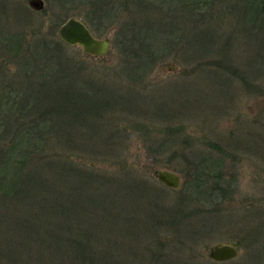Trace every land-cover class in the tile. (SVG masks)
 I'll return each mask as SVG.
<instances>
[{
	"label": "rangeland",
	"instance_id": "374dc122",
	"mask_svg": "<svg viewBox=\"0 0 264 264\" xmlns=\"http://www.w3.org/2000/svg\"><path fill=\"white\" fill-rule=\"evenodd\" d=\"M216 1L210 2H215L213 11L228 4L221 24L220 13L200 22L195 17L189 22L190 33L171 36L174 44L169 48L159 35L160 55L138 78L127 72L128 63L141 60V51L135 43L129 51L120 48L115 32L138 11L137 5L158 20L167 17L179 24L184 0H112L117 9L106 14L99 29L84 20L89 0L64 5L44 0L42 10L31 9L27 0H0V89H36V84L25 86V75L34 76L31 51L52 65L53 57L63 54L65 92L50 95L53 84L35 92L41 105L56 111L74 108L73 116L84 117L54 121L72 139L69 150L56 147L71 161L85 159L81 165L95 174L109 168L119 178L110 176L116 186L110 192L118 191L119 197L123 165H131L130 173L147 186V197L152 198L145 203L134 198L133 206L125 198L122 212H113L119 197L109 198V203L108 198L100 203L98 198L72 200L63 170L57 164L45 167L53 178L55 198H69L76 210L66 223L68 229L59 232L75 257L58 255L57 264H264V46L247 43L246 36L254 35L251 25L243 24L247 0ZM69 17L81 19L96 37L108 38V51L89 56L62 41L57 31ZM219 25V31L231 36L216 30ZM233 28L234 36L228 32ZM49 73L42 66L33 80H49ZM17 114L21 121L29 118L26 111H16L6 121ZM80 142L92 147L82 153ZM158 170L178 174L180 186L158 182ZM42 171L37 167L34 176H47ZM26 201L34 212L40 207L39 198L30 195ZM87 236L89 242L84 241ZM108 238L115 239L117 249ZM219 243L234 244L238 256L211 260L209 248Z\"/></svg>",
	"mask_w": 264,
	"mask_h": 264
},
{
	"label": "trees",
	"instance_id": "16d2710c",
	"mask_svg": "<svg viewBox=\"0 0 264 264\" xmlns=\"http://www.w3.org/2000/svg\"><path fill=\"white\" fill-rule=\"evenodd\" d=\"M53 1H58L64 5L66 2L76 0ZM78 1L84 2L87 0ZM224 1L229 2V0H217L216 2L222 3ZM89 2L84 20L90 28L95 26L99 29L106 14L108 16L117 9L112 0H89ZM210 2L211 0H184V9L179 15L181 18L179 24L167 20V17H164L166 21L163 20L164 18L158 20L150 15L148 11H144L145 7L137 5L138 11L127 18V21L122 23L119 30L117 29L115 32L118 34L117 44L120 48L129 51L131 50V44L135 43V48L141 51L139 53L143 55L140 61L128 63L130 69L127 73L139 78L147 72V69L144 68L151 59H157L160 55L159 50L163 47L160 46L158 49V46H156L159 35L163 37L169 48L174 44V38L172 40L171 36H176V34L182 36L190 33L189 22L195 17L200 22L202 19H213L214 12L216 14L220 13V15L223 14L219 17L221 24L224 15H226L224 8L228 4L225 3L221 8L213 11L212 5L215 2ZM247 2V8H244L243 14L244 21L248 24H245V22L243 24L248 28L251 25L250 28L254 31V35L246 36L247 43L258 42V45L263 47L264 0H247ZM238 6V4H235V8ZM219 27L220 25L216 30L219 31ZM219 32L222 35L231 36V34H224V29ZM228 32H233V36L237 34L234 28ZM219 38L218 33L216 41ZM177 43L176 41L175 44ZM197 46L198 44L194 48L197 49ZM31 53L34 76L38 68L44 66L49 68V80L45 79L43 81L42 77H36L33 80L34 76L31 77L32 73L29 72L25 75L28 80L25 86L31 83L36 84L37 90L31 87H26L27 89L18 88L15 93L11 91L13 89L12 85L0 89V264H57L55 257L58 255L59 259L66 258L69 253V259L75 257L72 253L73 247L69 245L66 238L59 235L60 229H68L66 223L72 218L71 213L75 209L73 205H69V198H55L54 185L52 188L53 178L45 167L57 164L59 170H63L64 174L67 175L69 189H71L67 196L72 200L73 198H79V201L81 198H98L101 199L100 203L108 198L107 202L109 203V198L119 197L118 191L110 192L111 187H116L111 181V177H115L116 181L119 178L114 173L109 172V168L102 167V171L95 174L81 165L85 159L79 158L71 161L61 152V150L70 149L68 145L72 143V139L67 137L66 130L55 126L54 121L61 120L64 123V121L81 119L84 115L73 116L76 111L74 108H70L68 111H56L50 106L41 105L38 101L40 98H37L38 93L35 91L44 90L52 84L53 92L51 91L50 95H54V92H65V89L61 87L68 80V73L65 70L67 63L62 60L63 54H57L58 56L53 57L52 65L50 61L48 63L44 61L43 63L47 64H43L42 59L38 58L36 53L32 51ZM142 61L145 63L143 64ZM29 69H32L31 64ZM6 91H10L9 95ZM32 93L35 97L31 96ZM48 95L47 92L44 96ZM29 97H31V102ZM37 107L40 108L37 110ZM80 110H82V114L86 113L83 108ZM16 111L18 113L26 111L29 118L26 121H21L20 114H17L12 117L11 121H6V116H10ZM6 126H13V132L9 133ZM80 143L78 145L84 146L82 153L85 152L86 146L92 147L91 144L84 145V143ZM56 144L61 146V150L56 147ZM91 153H93L92 150L88 154ZM79 157L84 156L79 154ZM37 167L43 169L42 172H45L47 176L35 177L34 170ZM123 167L126 168L123 172L125 174L123 181L117 183L120 184L123 192L119 197L118 205L112 206L113 212L119 211V213L124 209L120 202L124 201L125 198L132 206L136 203L134 198H139L142 203L152 200V198L148 199L147 197V186L140 183L137 178L133 177L134 174L130 173L133 171V167L131 165H123ZM34 193L37 195H34ZM30 195L33 198H39L40 207L36 212L32 211L30 204L26 201V198H29ZM78 203L81 205L82 202ZM18 206L20 207L19 210L17 209ZM53 209L54 211H52ZM132 221L134 220L132 219ZM140 225H144V220L141 221ZM89 239V236H87L84 241L89 242ZM110 241H112L113 246H117L114 238L107 239V242ZM109 253L111 254V251Z\"/></svg>",
	"mask_w": 264,
	"mask_h": 264
},
{
	"label": "water",
	"instance_id": "95a60500",
	"mask_svg": "<svg viewBox=\"0 0 264 264\" xmlns=\"http://www.w3.org/2000/svg\"><path fill=\"white\" fill-rule=\"evenodd\" d=\"M33 10H42L44 0H27ZM58 37L71 46H79L89 56H102L109 49L108 38H98L93 35L88 26L79 18L69 17L58 28ZM156 180L169 188H178L181 184L180 176L168 170H158L154 173ZM238 256V249L234 244L219 243L209 248L208 257L223 261Z\"/></svg>",
	"mask_w": 264,
	"mask_h": 264
},
{
	"label": "flooded vegetation",
	"instance_id": "af4514ba",
	"mask_svg": "<svg viewBox=\"0 0 264 264\" xmlns=\"http://www.w3.org/2000/svg\"><path fill=\"white\" fill-rule=\"evenodd\" d=\"M211 259V258H210ZM211 260H213V259H211ZM213 261H215V260H213ZM224 261H226V260H224Z\"/></svg>",
	"mask_w": 264,
	"mask_h": 264
}]
</instances>
